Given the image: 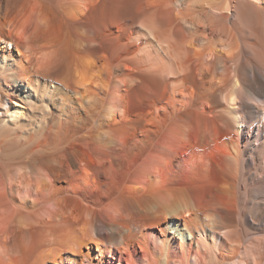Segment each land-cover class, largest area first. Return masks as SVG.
I'll list each match as a JSON object with an SVG mask.
<instances>
[{
  "label": "bare ground",
  "instance_id": "1",
  "mask_svg": "<svg viewBox=\"0 0 264 264\" xmlns=\"http://www.w3.org/2000/svg\"><path fill=\"white\" fill-rule=\"evenodd\" d=\"M0 264H264V0H0Z\"/></svg>",
  "mask_w": 264,
  "mask_h": 264
}]
</instances>
